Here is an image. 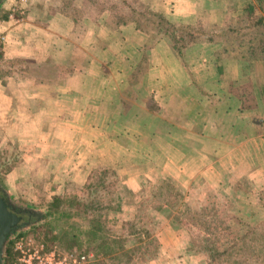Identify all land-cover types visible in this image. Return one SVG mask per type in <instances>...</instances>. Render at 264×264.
<instances>
[{
    "label": "rangeland",
    "instance_id": "374dc122",
    "mask_svg": "<svg viewBox=\"0 0 264 264\" xmlns=\"http://www.w3.org/2000/svg\"><path fill=\"white\" fill-rule=\"evenodd\" d=\"M250 2L256 4L255 15H263L264 0L260 3L241 0L231 3L230 8L221 7L214 0L208 4L198 0L195 8L202 18L193 25L203 34L190 31L188 38L209 36L212 41L217 40L218 45H222L216 52L227 58H235L234 53H238L237 56L247 53V45L240 46L239 41L245 43L248 38L256 41L257 31L264 32V26L250 27L251 36L241 29L228 39V35L223 34L226 24L236 22L241 25L243 9ZM14 4H24L23 12L15 10L17 16H24L28 7V11L38 15L41 22L38 24H45L46 18L51 20L60 10L76 16L79 22L97 14L102 21L108 17V12V18L114 16L115 19L135 12L143 29L160 28L154 21L159 19L146 9L154 5V0H4L0 5V25L2 19H9V8ZM183 7L186 4L181 2L179 12ZM206 8L212 12L220 8L230 16L219 25L216 23L221 19H210L208 13L211 11ZM15 19L16 16L9 20ZM58 23L63 25L61 21ZM181 33L179 31L176 36ZM35 37L46 40L47 35ZM27 58L10 57L0 49V77H9L8 84L2 81L0 84L8 93L18 89L20 96L18 131L11 132L14 127L5 129L0 124V182L19 203L41 212L37 224L25 233L63 249L77 246L91 251L95 256L94 264H264V204H248L236 194L237 187L250 185L246 175L238 180L224 176V180L219 181L221 165L211 159L204 161L205 157L202 159L200 154L206 148L196 146L198 150L190 148L195 150L192 156L185 153L183 157L173 158L171 147L164 146V141L160 140L162 135L159 139L153 137L155 143L161 141L160 146L152 143V147H141L135 142L123 144L120 139L125 133L122 120H112V131L101 132L106 135L104 139L115 142L99 143L96 152L87 143L80 145L82 135L89 133L84 130L85 120L74 113L72 124L62 131L64 139H57V135L56 139L41 138L48 154L35 157L40 146L32 148L21 143L35 133L34 117L26 111L30 106L25 95L33 89L27 76L54 75L57 67L53 66L52 59H42L39 66H33ZM102 70L107 71V67ZM10 76H18V86ZM237 83L233 82L232 87H237ZM2 100L5 104L6 100ZM15 133L18 138H14ZM97 157L106 161L96 162ZM243 167L239 164L234 170L244 172ZM126 176H132L137 186L132 187L128 179H124ZM251 206H258V209ZM95 217L101 219L102 229L90 239L86 231ZM130 219L147 223L154 239L146 242L145 247L140 245L134 253L117 249L103 254L101 250L105 243L126 236L128 230L124 225ZM126 243V248L136 244L131 237Z\"/></svg>",
    "mask_w": 264,
    "mask_h": 264
},
{
    "label": "crops",
    "instance_id": "0c3cea01",
    "mask_svg": "<svg viewBox=\"0 0 264 264\" xmlns=\"http://www.w3.org/2000/svg\"><path fill=\"white\" fill-rule=\"evenodd\" d=\"M197 1L154 0L151 6L166 19L191 26V31L196 32L199 29H193L192 24L201 22L202 18L195 8ZM203 1L204 4L211 2ZM214 1L230 8L231 3L241 0ZM181 2L186 7L179 12ZM217 10L208 16L213 21L221 19L216 24L223 25V20L230 15L223 13V9ZM37 16L27 7L20 19H2L0 25V33L5 35L2 52L10 57H28L33 66H39L42 59H52L53 66L57 67L54 75L27 76L33 89L25 95L30 106L26 111L34 117L35 133L21 143L32 148L40 146L35 157L48 154L41 138L56 139L57 135V139H64L62 131L72 124L74 113L85 120L84 130L89 133L82 135L80 145L87 143L96 152L99 143L108 145L109 141H114L104 139L106 135L102 133L112 131L110 122L122 120L125 133L120 135L121 143L135 142L137 146L152 147L164 141V146L174 152L173 158L183 157L185 153L192 156L194 149L198 150L196 146L206 148L200 152L202 159L205 157L204 161L211 159L221 165L218 180H224V176L238 180L246 175L250 185L237 187L236 194L248 204H261L264 59L227 58L216 52L222 45H218L217 40L195 37L186 42L180 56L167 38L159 35L150 39V29L136 27L128 17L108 18L109 12L108 17L103 18L105 21L97 14L79 22L76 16L60 10L51 20L46 18L45 24H38L41 22ZM43 34L47 35L46 40L35 37ZM248 65V73L241 75L240 67ZM106 67L107 71L102 70ZM4 77L1 76L0 81L8 84L9 77ZM10 79L19 85L18 76H10ZM236 80L239 87L233 88L231 84ZM246 81L250 82L248 91L244 90ZM4 87L0 84V100H6L5 104L3 100L0 103V124L5 129L14 127L11 132H16L19 92L16 89L8 93ZM160 135L161 141L155 143L154 138L159 139ZM14 138H18L16 133ZM99 161L106 160L97 157L96 162ZM239 164L244 165V172L234 170ZM131 178L124 179H128L132 187L137 186ZM257 207L251 206L254 210Z\"/></svg>",
    "mask_w": 264,
    "mask_h": 264
},
{
    "label": "trees",
    "instance_id": "16d2710c",
    "mask_svg": "<svg viewBox=\"0 0 264 264\" xmlns=\"http://www.w3.org/2000/svg\"><path fill=\"white\" fill-rule=\"evenodd\" d=\"M258 3L261 2V0H256ZM256 4H254L253 2L248 3L245 8L243 9V14L242 17L240 18L241 20V25L240 23L237 24L236 22L233 23H228L225 25V34L223 35H228L227 39L230 37H234L237 33V31L239 29H241L243 31V33L245 35L251 36L250 34V27H255L257 28V26H264V13L263 15H255L254 11H255V6ZM146 9H148V12H150L152 15H154L155 17H157L159 20H154L156 21L157 24H160L159 26H161V30H157L159 28L154 27V26H150L147 30H151L152 34L150 36V39H156L159 35L161 37H165L167 38L170 43L172 44V46H174L176 48V52L178 53V55L182 56L183 53V48L186 45V42H188L189 38L188 36L190 34V28L189 26H184L182 24H176L175 22H172L168 19H166V17L161 13L158 12L156 10L153 9V7L148 6ZM135 12H128V19L130 21H133L136 27H139L140 29L144 28V25L141 23L140 21V17L138 16L137 13ZM5 15V13H4ZM153 25V24H152ZM193 25V24H192ZM186 27V28H185ZM191 27V26H190ZM192 28V27H191ZM193 29H196L195 25H193ZM181 31L183 33H181V35L176 36V34ZM187 32V33H185ZM198 34H203L201 32V29H199V31H196ZM258 35H257V40L253 42V40H250L249 38L245 41V43H243V41H239V45L240 46H246V52L247 53H240L239 56L238 53H234L233 56H235V58H243L245 61L247 60H263L264 59V32H262L261 30H258ZM192 33V32H191ZM250 34V35H249ZM176 36V37H175ZM180 37V38H177ZM205 39L207 40H211L212 38H210L209 36H206ZM226 39V37H225ZM241 71V75H246V73H248V70H250V66H241L240 69ZM239 86H237L238 88ZM250 89V82L246 81V84H244V90H249ZM262 192L260 194V201L262 204H264V196H263ZM126 229L128 230L127 234H125L126 236H123L122 238H112L110 242H107L104 244L103 248H102V253L103 254H110L113 252L117 251H124V253H131V252H136L138 250V248H140L141 246H146V242H150L152 239H154V235L152 232V229L150 228V226H148L147 223L141 222L137 223L136 220L134 219H130V220H126ZM202 223V222H200ZM102 227H101V219L99 217H95L92 219L91 224L88 228V230L86 231V233L88 234V238L92 239L94 238L95 235L98 234L99 231H101ZM132 238L133 240H135L134 245H132L129 248H126L127 243L126 241L128 240V238ZM139 243V244H138ZM11 257V252L9 247H6V252H5V257H4V262H8L10 260Z\"/></svg>",
    "mask_w": 264,
    "mask_h": 264
},
{
    "label": "built area",
    "instance_id": "2783aa9c",
    "mask_svg": "<svg viewBox=\"0 0 264 264\" xmlns=\"http://www.w3.org/2000/svg\"><path fill=\"white\" fill-rule=\"evenodd\" d=\"M9 9V19L16 16L15 20H18L22 17L17 16L15 10L23 12V6L14 4ZM4 39L5 35L0 33V49ZM7 247L10 249L11 257L3 264H94L95 261L94 253L91 251L77 246L63 249L22 231L9 240Z\"/></svg>",
    "mask_w": 264,
    "mask_h": 264
},
{
    "label": "water",
    "instance_id": "95a60500",
    "mask_svg": "<svg viewBox=\"0 0 264 264\" xmlns=\"http://www.w3.org/2000/svg\"><path fill=\"white\" fill-rule=\"evenodd\" d=\"M4 191V190H3ZM0 190V264L4 263L6 247L9 240L23 228L22 215L14 207L9 194Z\"/></svg>",
    "mask_w": 264,
    "mask_h": 264
},
{
    "label": "flooded vegetation",
    "instance_id": "af4514ba",
    "mask_svg": "<svg viewBox=\"0 0 264 264\" xmlns=\"http://www.w3.org/2000/svg\"><path fill=\"white\" fill-rule=\"evenodd\" d=\"M4 2V0H0V5ZM0 190H4L7 192L6 188L2 185L0 182ZM3 191V192H4ZM8 193V192H7ZM9 194V193H8ZM10 200L13 203L16 210L19 212L20 215H22V220L25 222L20 227L23 228L22 232L26 230H31L35 224L38 222V218L40 217V213L38 212L37 208L32 207L30 205H24L22 203H19L15 198L12 197L11 194H9ZM21 232V231H20Z\"/></svg>",
    "mask_w": 264,
    "mask_h": 264
}]
</instances>
